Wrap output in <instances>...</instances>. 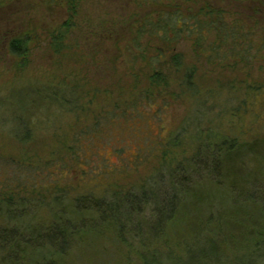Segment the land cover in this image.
<instances>
[{
    "label": "trees",
    "instance_id": "trees-1",
    "mask_svg": "<svg viewBox=\"0 0 264 264\" xmlns=\"http://www.w3.org/2000/svg\"><path fill=\"white\" fill-rule=\"evenodd\" d=\"M61 1L67 4L69 18L51 32V46L56 53L65 49L80 3V0ZM171 1L175 3L143 13L139 25L130 27L129 33L124 32L125 36L149 35L169 48L184 34L200 46L214 33L217 52H223L222 46L230 43L236 50L246 43L247 50L249 45L264 46V34L260 32L264 20L254 22L250 17L261 9L253 6L248 9V15H238L240 5L250 0H220L218 9L210 5L212 0ZM251 1L264 4V0ZM203 2L205 5L201 6ZM160 4L161 0H156V5ZM253 29L258 31L249 44L247 37ZM120 31L115 23L94 29L91 35L100 42L116 40ZM9 49L23 56L27 52L26 37H12ZM160 49L153 57L154 65L161 61L163 51ZM173 59L177 64L175 69H179L183 64L182 55L176 54ZM161 70H154L149 76L150 87L136 97L123 105L118 102L119 98L112 97L109 100L113 103L104 106L89 124L73 128L71 143L63 149L67 153L50 159L40 169L46 176L24 177L16 181V188L9 187L12 186L10 181L0 182V264L39 260L53 264L56 258L64 261L71 255L78 259L83 249H90L98 238L106 239V244L121 246L124 254L132 253L140 264H255L264 258V137L241 143L240 132L234 133L236 130L232 128L224 131L218 123L214 128V120L200 118L206 111L195 108L192 113L196 118H190L191 123L205 137L197 140L189 157L174 158L172 153V157L168 156L183 146L182 141L188 134L186 124L170 131L159 124L155 137L145 141L143 148L138 147L131 162L119 156L125 166L121 163L109 171V163L103 167L99 163L98 172L91 168L93 158L99 157L95 153L98 141L117 120L134 127V119L145 115L139 104L155 108L156 118L163 121L161 114L168 105L162 104L161 92L169 88L170 82ZM185 79L177 80L181 93L185 84L190 89L193 87L191 76ZM51 87L48 85L47 90L37 92L44 91L46 99L56 103L57 111L46 113L40 121L20 122L16 136L22 141L34 137L32 125L37 122L45 127L49 121L53 124L56 116L61 119L64 112L74 113L78 108L71 90H52ZM262 88L248 87L252 89L250 93ZM250 93L245 92V95ZM49 126L56 127L59 123ZM158 154V166L144 183L124 194L104 187L88 189L72 198L74 181L58 182L60 178L66 179L71 171H81L84 180L100 178V174L110 175V172L129 174L131 170L126 171L127 168L137 169L142 162ZM93 163L96 164L95 160ZM49 179L53 184H47ZM41 189H48V193L38 198L36 193ZM229 250L242 252V255L230 257Z\"/></svg>",
    "mask_w": 264,
    "mask_h": 264
},
{
    "label": "rangeland",
    "instance_id": "rangeland-1",
    "mask_svg": "<svg viewBox=\"0 0 264 264\" xmlns=\"http://www.w3.org/2000/svg\"><path fill=\"white\" fill-rule=\"evenodd\" d=\"M79 2L75 27L69 40L65 42V49L56 53L51 46V32L69 18L66 2L0 0V182L10 181L12 186L9 187L16 188V181L24 177L39 179L41 175L46 176L40 169L50 159L67 153L63 149L71 143L74 129L89 124L104 106L113 103L110 98H119L118 102L123 105L143 89L149 88V76L154 70L162 69V73L167 75L170 82L169 88L162 89L161 92V100H164L162 104L168 105V109L161 114L163 121L156 118L155 108L145 104H139L145 115L134 119V127L117 120L103 135V139L98 141L95 153L99 157L93 158L91 162V168L96 172L100 170L99 163L102 167L109 163V171H112L123 162L120 157L126 162H131L138 147L143 148L145 141L149 142L155 137L159 124L165 126L168 131L176 129L182 123L186 124L188 134L182 141L183 146L173 150L168 156L189 157L196 147L197 140L205 137V134L200 133L197 126L191 123L190 118L193 117L192 111L196 110L195 108L206 111L200 118L205 121L214 120L213 127L218 123L224 131L232 128L236 130L234 133L240 132L241 143H250L264 137L263 45H249L247 50L246 43L244 46H238L239 49L236 50L230 43L222 46L223 52H217L216 37L212 33L200 46L196 45L193 38L184 34L180 40L167 48V45L159 44L149 35L139 38L137 34L125 36L124 32L129 33L130 27H137L143 13L175 2L161 0L160 5H156V0ZM220 3V0H212L210 5L218 9ZM184 6L188 8L187 5ZM240 6V17L248 15V9L254 6L262 12L250 16L252 20H264V4L261 2L250 0ZM115 23L121 30L116 40L100 42L94 34L91 35L94 29H102ZM256 31L258 30L250 31V36L247 37L250 39L249 44L256 38ZM260 32L264 34V27ZM15 36L27 39V52L21 57L9 49V42ZM159 49L163 51V55H160L161 61L154 65L153 57L157 56ZM176 54H181L183 58L179 69H175L177 64L173 58ZM185 76H191L193 87L190 89V86L185 84L184 93H181L177 80L185 81ZM48 85L53 86L52 90H71L78 108L74 113L64 112L61 119L57 116L52 119V123H59V126H49L53 125L49 121L42 127L40 122H37L32 125L34 137L22 141L16 136L20 131V122L32 119L40 121L46 113L57 111V108L54 109L56 103L52 104L47 100L44 91L37 92L39 89L47 90ZM248 87L263 88L259 92L250 93L252 89L249 90ZM245 92L250 95L246 96ZM92 100L93 105L90 104ZM40 108L43 111H39ZM195 118L194 114L193 119ZM107 128L106 126V130ZM159 158L158 154L142 162L137 169L127 168L126 171L131 170L129 174L110 172V175L100 174V178L84 180L81 179V171H71L66 179L60 178L58 182L64 184V181H74L72 198L88 189L104 187L124 194L144 183L158 166ZM94 160L96 164L93 163ZM91 172L89 169L88 173ZM47 184H53L52 180L49 179ZM46 192L48 193V189H41L36 194L39 198V195L43 196ZM96 195L102 194L96 192ZM95 241L90 249H83L81 258L76 259L74 255L64 261L56 258L57 261L53 264H140L132 253L124 254L121 246L106 244L107 240L104 238ZM227 253L233 258L242 255V252L233 250ZM19 264L50 263L39 260ZM255 264H264V258Z\"/></svg>",
    "mask_w": 264,
    "mask_h": 264
}]
</instances>
